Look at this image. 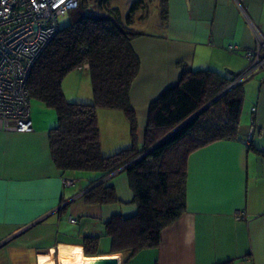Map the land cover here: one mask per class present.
Masks as SVG:
<instances>
[{"label":"crops","instance_id":"crops-1","mask_svg":"<svg viewBox=\"0 0 264 264\" xmlns=\"http://www.w3.org/2000/svg\"><path fill=\"white\" fill-rule=\"evenodd\" d=\"M131 1L110 4L124 16ZM130 27L142 32L131 41L140 66L130 88L140 144L149 103L177 83L182 70L209 69L233 80L245 69L244 53L256 46V33L264 36V0H149ZM78 70L88 73V65ZM31 120L30 132L0 130V264H81V258L114 256L120 264H264V71L243 83L236 138L189 154L183 213L161 230L157 246L133 255L112 252L106 231L113 215L137 210L126 173L103 178L115 202H89L83 195L97 174L57 168L50 124L32 113ZM130 143L101 142V149L109 155ZM64 178L75 182L65 186ZM235 210L245 218L236 220ZM87 237L98 239L93 256L83 251Z\"/></svg>","mask_w":264,"mask_h":264},{"label":"trees","instance_id":"trees-1","mask_svg":"<svg viewBox=\"0 0 264 264\" xmlns=\"http://www.w3.org/2000/svg\"><path fill=\"white\" fill-rule=\"evenodd\" d=\"M148 1L132 0L123 16L111 0H77L67 12L68 22L59 25L27 79L29 100L35 97L56 110L49 146L57 168L96 173L88 188L120 168L126 173L137 210L130 217L113 215L106 231L111 251H129V255L157 246L161 230L183 213L189 154L211 142L236 138L243 103L244 82L191 117L220 94L232 77L209 69H184L177 83L149 103L143 139L138 143L130 88L140 60L131 41L142 32L130 25L134 13L146 9ZM164 12L163 8V16ZM83 64L88 65L92 101H68L62 81ZM98 109L122 111L129 124V147L103 154ZM105 182L90 187L83 196L93 203L115 202L114 189ZM97 241L96 237L84 239L85 256L96 253Z\"/></svg>","mask_w":264,"mask_h":264},{"label":"built area","instance_id":"built-area-1","mask_svg":"<svg viewBox=\"0 0 264 264\" xmlns=\"http://www.w3.org/2000/svg\"><path fill=\"white\" fill-rule=\"evenodd\" d=\"M76 4L77 0H0V130H33L27 89L30 70L56 34L60 18ZM244 57L247 66L228 84L231 88L264 71V36L256 33V46ZM62 182L70 186L75 181L64 178ZM234 218L241 220L245 215L235 210Z\"/></svg>","mask_w":264,"mask_h":264},{"label":"rangeland","instance_id":"rangeland-1","mask_svg":"<svg viewBox=\"0 0 264 264\" xmlns=\"http://www.w3.org/2000/svg\"><path fill=\"white\" fill-rule=\"evenodd\" d=\"M67 22L68 15L65 14L60 18L59 25L62 26ZM87 76H89V74L86 71L76 69L64 77L62 81V90L66 100H77L84 103H90L92 101L90 78ZM31 113L32 116L36 115L48 125L50 124L49 127H55L57 124L56 110L35 97L30 98V115ZM98 126L100 142H104V144H110L116 139H118V141H123V143L125 140L126 143L131 141L129 124L122 111L98 109Z\"/></svg>","mask_w":264,"mask_h":264},{"label":"water","instance_id":"water-1","mask_svg":"<svg viewBox=\"0 0 264 264\" xmlns=\"http://www.w3.org/2000/svg\"><path fill=\"white\" fill-rule=\"evenodd\" d=\"M231 73V72H230ZM231 88V86L229 85V86H227L220 94H218L216 97H214L211 101H209L207 104H205V106H203L201 109H199L197 112H195L191 117H194V116H196L198 113H200L205 107H207L208 105H210L212 102H214L216 99H218L219 97H221L224 93H226L229 89ZM190 117V118H191ZM189 118V119H190ZM188 119V120H189ZM188 120H186V121H188ZM185 123V122H184ZM183 123V124H184ZM183 124H181V125H183ZM180 125V126H181ZM179 126V127H180ZM173 132V131H172ZM171 132V133H172ZM170 133V134H171ZM170 134H168L166 137H168ZM165 137V138H166ZM165 138H163L162 140H160L159 142H157L155 145H153L152 147H150L148 150H146L145 152H144V154H146V153H148L149 151H151L152 149H154L158 144H160ZM143 154V155H144ZM104 181V179H101V180H99V181H97L95 184H93V185H91L90 187H92V186H94V185H97V184H99V183H101V182H103ZM89 187V188H90ZM94 264H120V262H119V259H118V257H116V256H114V257H101V258H97V260H94V262H93Z\"/></svg>","mask_w":264,"mask_h":264},{"label":"bare ground","instance_id":"bare-ground-1","mask_svg":"<svg viewBox=\"0 0 264 264\" xmlns=\"http://www.w3.org/2000/svg\"><path fill=\"white\" fill-rule=\"evenodd\" d=\"M94 260H97V258L95 257H91V258H81V264H94Z\"/></svg>","mask_w":264,"mask_h":264}]
</instances>
